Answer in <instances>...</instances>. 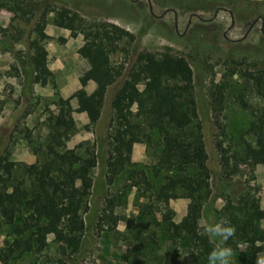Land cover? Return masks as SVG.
I'll list each match as a JSON object with an SVG mask.
<instances>
[{
    "label": "trees",
    "instance_id": "obj_1",
    "mask_svg": "<svg viewBox=\"0 0 264 264\" xmlns=\"http://www.w3.org/2000/svg\"><path fill=\"white\" fill-rule=\"evenodd\" d=\"M2 8L13 14L12 21L32 22V36L22 61L31 74L30 83L34 74L50 78L52 75L45 48L49 36L41 23L52 12L55 26L68 29L71 34L78 32L90 42L78 52L86 61V74L94 87L76 107H72L70 97L58 95L52 101L53 108L45 110L42 120L45 130L42 140L33 142L30 133L26 136L27 145L36 155L33 162L13 165L0 154V220L8 225L11 235L0 244V264H14L21 254L40 250L42 237L47 234L62 252L67 249L75 252L81 244L85 230L83 203L90 193L97 154L93 146H86L84 156L67 149L66 141L77 129L74 111H88L93 135L104 140L108 183L125 170L124 152L130 149L131 142L157 139L151 177L134 162L122 184L125 190H134L137 214L145 218L142 233L135 240L138 247L156 245L162 231L167 252L187 239V253L197 258L208 257L216 244L200 229L199 220L202 214L211 211L215 221L227 219L235 227L226 241L228 246L234 249L244 244L253 254L263 250L264 230L260 220L264 221V207L259 209L256 188L240 187L222 210L214 208L210 204L208 163L215 160L216 165L228 166L235 172L240 163L248 166L264 163V65L241 72L243 89L248 88L260 102L256 106L251 104L242 92L233 96L252 116L246 129L250 139L242 137L239 146L233 147L230 140L226 142L225 135L208 137L206 128L210 119L199 110L193 71L182 55L141 51L130 66L114 65L110 55L120 49L127 35L120 26L86 20L67 7L51 8L35 0H0ZM117 81L119 85L112 91L110 86ZM209 100L213 123L222 128L219 115L226 105L222 83L213 86ZM129 102L134 108L127 106ZM158 179L161 181L156 184ZM75 181H80V185L64 190L65 183ZM114 197L117 201L123 199L122 194ZM177 198L190 202L185 226L175 222L174 210L169 205L170 200ZM113 200L107 199L101 220L115 240L132 242L130 234L107 220Z\"/></svg>",
    "mask_w": 264,
    "mask_h": 264
},
{
    "label": "rangeland",
    "instance_id": "obj_2",
    "mask_svg": "<svg viewBox=\"0 0 264 264\" xmlns=\"http://www.w3.org/2000/svg\"><path fill=\"white\" fill-rule=\"evenodd\" d=\"M47 3L51 8L67 7L78 12L86 20L114 23L127 31L120 49L110 55L112 64L128 67L141 51L160 53L168 51L182 55L188 61L197 90L200 112H206L210 123L208 137L225 135L238 147L241 138L250 139L246 129L252 116L233 98L238 92L255 106L260 102L253 92L243 89L242 70H255L264 65V0H35ZM39 14L34 15L36 19ZM53 13H48L41 23L49 36L45 41L47 66L51 78L31 74L22 66L27 54V43L32 36L29 24L12 21L13 14L0 9V154L11 164L30 163L36 155L27 145V134L33 142H40L45 132L42 120L45 110L52 109V101L59 95L70 97L72 107L86 99L94 83L86 74V61L78 50L87 48L78 32L52 23ZM12 24V25H10ZM263 24V25H261ZM19 33V34H18ZM15 36V37H14ZM222 83L226 92L225 107L219 115L217 128L208 109L213 86ZM119 81L110 89L115 91ZM239 94V93H238ZM127 106L134 108L133 103ZM76 132L69 136L66 147L78 155H85L86 146H93L97 164L93 168L90 193L83 203L85 230L78 249L62 252L50 234L42 237L40 250L21 254L14 264H208L207 257L197 258L186 252L187 239L169 252L165 249L164 234L156 245L138 247L136 238L141 235L145 218L138 213L134 190L122 187L128 167L132 163L141 165L151 177V165L158 150L157 139H144L130 143L124 152L125 170L112 183L105 176L107 151L104 140L93 135L88 111L73 112ZM211 170L210 204L222 210L229 197L240 187L251 185L256 188L259 209L264 207V163L248 166L238 164L237 172L228 166L208 163ZM21 176V173L18 174ZM1 180V177H0ZM160 179L155 183H160ZM80 181L65 183L64 190L79 186ZM123 195L122 201L114 196ZM114 198V206L107 220L119 230L131 235L134 241L126 243L115 240L102 222V210L107 199ZM176 223L185 226L190 213V202L186 198L170 200ZM210 211L199 220L203 230L206 223L217 222ZM264 230V221L260 220ZM211 240L217 244L218 238ZM11 238L10 228L0 220V244ZM264 246V243H263ZM235 264H257L264 260V247L258 253H249L244 244L233 249Z\"/></svg>",
    "mask_w": 264,
    "mask_h": 264
},
{
    "label": "clouds",
    "instance_id": "obj_3",
    "mask_svg": "<svg viewBox=\"0 0 264 264\" xmlns=\"http://www.w3.org/2000/svg\"><path fill=\"white\" fill-rule=\"evenodd\" d=\"M234 231L235 227L227 219L203 225L205 234L218 238L217 244L208 254V264H235L233 249L226 244ZM257 264H264V260H258Z\"/></svg>",
    "mask_w": 264,
    "mask_h": 264
},
{
    "label": "flooded vegetation",
    "instance_id": "obj_4",
    "mask_svg": "<svg viewBox=\"0 0 264 264\" xmlns=\"http://www.w3.org/2000/svg\"><path fill=\"white\" fill-rule=\"evenodd\" d=\"M261 25H263V24H261Z\"/></svg>",
    "mask_w": 264,
    "mask_h": 264
}]
</instances>
